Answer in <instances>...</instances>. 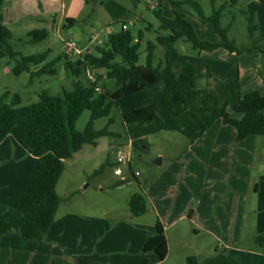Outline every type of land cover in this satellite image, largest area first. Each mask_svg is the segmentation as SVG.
Listing matches in <instances>:
<instances>
[{
	"label": "rangeland",
	"instance_id": "374dc122",
	"mask_svg": "<svg viewBox=\"0 0 264 264\" xmlns=\"http://www.w3.org/2000/svg\"><path fill=\"white\" fill-rule=\"evenodd\" d=\"M173 1L183 0H88L76 15L73 26L56 30L53 28V21L48 19L46 26L50 28V33L47 38L39 42H32L29 35L34 29L43 28L37 20L23 21L21 24L13 25V29L8 26L13 33L10 44L15 51L23 55H31L50 50L46 62L57 59L55 62L57 71L35 77H31L29 72L16 74L12 69L17 59H10L6 47L0 45V95L6 91H10L11 94L18 93L21 97V105H26L37 101L40 92L45 89L53 95L62 94L65 89L72 90L77 77L65 67L66 58L63 55H68L72 60H76L78 56L71 53L67 41L74 39L83 45L84 38H90V33H96L98 38L91 45L95 52L96 46L105 43L107 36L119 31L123 23L132 29L136 37L140 30L144 32L139 63L146 64L148 41L157 42L159 33L169 34L168 30L160 28V19L154 12L158 8L162 10L163 15L170 18L175 16V11L184 13L194 24L196 33L202 39L211 42L221 39L220 35L215 32L213 24L203 22L192 5L173 4ZM198 1L207 15H211L215 8L224 5L221 24L229 27V37L235 40L239 47L258 45L264 51V0H239L237 4H230L229 0ZM251 1L257 3L254 22L257 27L254 31L250 30V21L244 13ZM19 7L23 8V5ZM175 46L180 55L173 64V70L180 74L185 68L186 61L190 62L196 71L204 75L198 81V86L203 91L190 96L186 103L160 102L158 105L159 120L147 121L143 132L136 138L128 137L123 113L140 106L143 100L157 95L165 88V83L162 81L152 88L121 97L113 105L110 113V116L114 118L110 129L120 133L121 136L100 137L97 151L86 156L85 153L81 154L85 156L81 160L77 158L71 160L61 178L58 187L61 194L70 187L78 186L80 194L77 200L83 196L91 199L87 206L82 205V201L81 205L77 206L88 208L90 211L106 210L111 214L119 215L120 218H125L124 213L128 212L129 208L124 203V192L112 191L109 185L117 183L127 189L132 186L136 187L141 181L144 188L148 189L157 178L165 173L180 170L181 160L189 153L188 160L191 161L188 169L198 172L200 176L199 185H195V188L200 191V212L208 216L219 214L220 222L230 218L226 209L229 202L231 200L233 202L235 198L233 199L234 196L230 193L232 174L229 170L233 169L235 162L232 164L228 151L237 147V130L233 125H224L222 120L217 118L212 127L202 132L201 122L196 116H199L202 122H206L212 111L226 101L229 103L227 110L234 116L236 114L232 108L234 103L254 89L264 91V54L261 52L229 53L225 52V48H218L212 52L203 51L194 48L191 42L183 38L178 39ZM160 62L165 63V47L157 43L154 50V63L157 65ZM91 73L92 78L88 76L87 70H84L78 78L86 84L90 80L97 81L98 91H114L117 88L116 81L106 76L105 68L91 70ZM90 114V110L82 113L76 124L77 129H85ZM107 122L108 117H101L95 121V127L102 128ZM15 129L21 132L19 127ZM199 133L200 135L196 136ZM196 138H199L200 142L193 146L195 151L190 152L192 150L191 141ZM248 139L254 140L248 143V145L251 143L249 147L257 150L252 165L256 178L257 169L264 165V158H260L261 152L264 153V135H251ZM118 142L124 144L126 151L130 153L132 169L139 172L136 177H132L131 171L125 170L124 176L129 178L125 182H122L124 179L114 172L119 164L111 148ZM88 147L92 146L88 145ZM198 150L200 153H196ZM197 154L199 156H196ZM158 158H162L161 163L155 162ZM232 159L234 160V157ZM102 163H106L104 168L94 175L93 172L100 168ZM100 184L106 190L100 192ZM262 185H264V180ZM250 198L264 204V188L260 195L256 196L251 193ZM195 205L196 201L192 203L188 217L193 213ZM187 216L180 221V225L185 228V240L177 238L174 228L169 231V257L159 261L154 252L145 254L142 251L144 256L142 254L141 264L144 263L146 257L151 264H249L242 262V259L237 257L239 254L229 245L228 234L223 232L222 228L227 227V224H223L225 221L216 228L209 227L214 221L203 222L200 215V233L196 235L193 231L195 225L188 220ZM2 217L8 216L0 213V218ZM208 218L206 217V220ZM231 223L239 224L233 220ZM203 224H209L207 225L209 228L215 231L220 229V231L214 235L206 233ZM256 231V227L249 231L246 230L244 236L250 235L251 238L241 241L239 248L263 251L261 244L255 240ZM35 241L33 240L32 243ZM216 252L219 254L216 255ZM255 261L260 263L257 258ZM13 264H35V258L15 259Z\"/></svg>",
	"mask_w": 264,
	"mask_h": 264
},
{
	"label": "trees",
	"instance_id": "16d2710c",
	"mask_svg": "<svg viewBox=\"0 0 264 264\" xmlns=\"http://www.w3.org/2000/svg\"><path fill=\"white\" fill-rule=\"evenodd\" d=\"M230 4H237L239 0H229ZM173 4L188 3L197 11L199 18L205 23H212L215 32L221 39L216 42L202 39L198 36L194 24L187 16L175 11L170 18L163 15L161 9L154 12L160 19V28L168 30L169 34L159 33L157 42L148 41L146 64H140V48L144 32L139 31L136 37L132 29H120L107 36L102 45H97L95 52L79 56L72 60L68 55L65 67L71 70L77 78L72 90H63L62 94L53 95L48 90L39 94V99L30 104L21 105L18 93L6 91L0 95V143L17 127L21 129L20 142L28 150H37L36 168L32 174L28 190L23 193L13 206L0 204V213L8 217L0 218V233H7L14 229L20 231L29 239H45L50 231L62 201L57 185L65 170V160L72 158L85 144L96 143L102 136L120 137V133L110 129L114 118L110 116L112 107L123 97L144 89L152 88L159 82L165 83V88L152 98L143 100L142 104L123 113V120L130 138L138 137L144 130L147 121L159 120L158 105L160 102L186 103L188 98L203 91L198 86L203 73L196 71L193 65L186 61L185 68L180 74L173 70V64L180 53L175 42L183 38L191 42L199 50H215L224 47L230 52H261L258 46L239 47L235 40L228 35L229 27L221 24L224 5L215 8L211 15H207L198 0L173 1ZM256 1H251L244 10L250 21V30H256L255 15ZM29 35L32 42H39L49 35L46 28L34 29ZM12 30L0 22V45L6 47L10 59H17L13 72L21 74L29 72L31 77L44 73H56L53 59L46 62L50 50L31 55H23L13 49L10 44ZM157 43L165 47V63H154V50ZM19 56V58H18ZM62 58V57H60ZM39 66L37 70L34 67ZM105 68L106 76L116 81L114 91L101 90L97 81L90 80L83 83L78 77L87 67ZM228 101L215 108L206 122H201L202 132L210 127L217 118H222L226 124L233 125L237 130V139L242 140L249 135H264V92L253 90L246 93L232 105L241 117L233 116L227 110ZM85 110H90V118L84 130L77 129V121ZM101 117H108L107 124L102 128L95 127V121ZM197 134L196 136H199ZM93 174L96 175L104 168ZM130 210L139 216L147 211V199L143 192H135L130 199ZM257 241L264 248V234L257 237ZM143 253L154 252L158 260H164L169 252L168 240L163 224L158 220L156 234L150 237L142 248ZM143 264H151L148 258Z\"/></svg>",
	"mask_w": 264,
	"mask_h": 264
},
{
	"label": "crops",
	"instance_id": "0c3cea01",
	"mask_svg": "<svg viewBox=\"0 0 264 264\" xmlns=\"http://www.w3.org/2000/svg\"><path fill=\"white\" fill-rule=\"evenodd\" d=\"M86 2L88 0H0V21L13 29V25L21 24L23 21L37 20L50 33V28L46 26L48 19L53 21V28L56 30L73 26L76 15ZM20 5H23V8L19 7ZM83 41L88 43L90 40L87 37ZM215 50L203 51L212 52ZM225 52L237 53L230 52L228 49ZM38 68L39 66L34 67V70ZM235 113L234 116H242L241 113ZM220 119L222 120V118ZM222 123L231 125L224 123L223 120ZM20 135L21 132L14 129L0 143V204L7 206H13L17 199L28 190L39 156L37 150L30 151L21 144ZM249 136L238 140L237 147L228 151L232 164L235 162L233 169L229 170V173L232 174L230 193L233 194L235 200L233 202L231 200L226 209L230 218L224 220L225 223H223L224 221L221 222L224 225L227 224L226 228H224L225 226L222 227L223 232L228 234L229 245L239 254L237 257H240L242 262L264 264L263 246L260 245L263 251L239 248L238 246L245 238H251L250 235L244 236L246 230L249 231L256 227V241L259 235L264 234V204L250 198L251 193L256 194V196L260 195L264 188L262 185L264 165L257 169L256 179L252 165L257 150L254 147H249L251 143L249 145L248 143L254 142V140L248 139ZM98 140L99 138L96 143L85 144L72 158L66 159L63 174L71 160L75 158L81 160L86 155L97 151ZM198 142H200L199 138L191 141L192 150H189L190 152L195 151L193 146ZM116 144H113L111 148L113 153ZM88 145L92 147H88ZM84 153L85 156H82L81 154ZM196 153H200V150ZM188 156L189 153L186 154V158L182 157L180 170L165 173V175L157 178L148 189L144 188L141 181L136 187L132 186L127 189L122 185H117V183L109 185V189L112 191L124 192V203L129 208V211L124 213L125 218L111 214L110 211H90L88 208L77 206L81 201L82 205L87 206L91 199L88 196H83L77 200V196L80 194L78 186L70 187L61 194L58 187L62 174L57 185L62 201L46 238L29 239L16 229L7 233H0V264H13L15 259H25V257L35 258V264H141L144 256L141 253L142 248L146 241L156 234L158 220L165 228L168 245L169 231L172 228L175 229L177 238L185 240V228L180 225V221L186 218L192 203L195 201L193 213L191 216H187L188 220L195 225L193 227L194 233L196 235L200 233L201 215L203 222L213 220L217 223L213 222L211 226L203 224L204 231L211 235L217 234L220 229L215 231L209 227L216 228L221 225L220 216L219 214H215V216L209 214L208 216L206 213L200 212V191L195 188V185L200 183V176L198 172L188 169L191 161L188 160ZM262 157L264 158L263 152H261L260 158ZM132 177H136V175L132 174ZM128 180L129 178L122 180V182ZM104 190L106 188L100 184L99 191ZM135 192H143L147 199V211L139 216L133 215L130 210V199ZM206 217L209 218L206 220ZM232 220L236 223L239 222V224L231 223ZM33 240H36L35 243H32ZM169 254L170 252L164 260L169 257ZM218 254L216 252V255ZM256 258L260 263H256Z\"/></svg>",
	"mask_w": 264,
	"mask_h": 264
},
{
	"label": "built area",
	"instance_id": "2783aa9c",
	"mask_svg": "<svg viewBox=\"0 0 264 264\" xmlns=\"http://www.w3.org/2000/svg\"><path fill=\"white\" fill-rule=\"evenodd\" d=\"M127 28L128 25L126 23H123L122 29H127ZM97 38L98 35L96 33H90V38H89L90 41L88 43H83L82 45L76 42L74 39H70L69 41H67V44L71 48V53L79 57L93 52L91 45L92 42ZM95 69L96 68L90 66L86 68L89 77L92 78L91 70H95ZM96 89L99 90V87H97ZM113 151L116 155V162L119 164L118 166L115 167L114 170L115 174L121 176L123 179H127V177L124 176L125 170H129L131 171L132 174L138 175L139 172L134 171L132 169L130 153L126 151L124 144L122 143L116 144L113 148Z\"/></svg>",
	"mask_w": 264,
	"mask_h": 264
},
{
	"label": "water",
	"instance_id": "95a60500",
	"mask_svg": "<svg viewBox=\"0 0 264 264\" xmlns=\"http://www.w3.org/2000/svg\"><path fill=\"white\" fill-rule=\"evenodd\" d=\"M156 163H161L162 162V158H158L155 160Z\"/></svg>",
	"mask_w": 264,
	"mask_h": 264
}]
</instances>
